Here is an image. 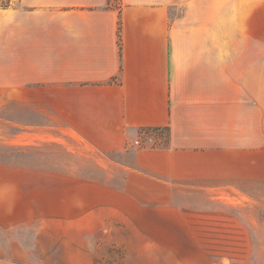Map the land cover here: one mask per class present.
Returning a JSON list of instances; mask_svg holds the SVG:
<instances>
[{
  "label": "crops",
  "instance_id": "1",
  "mask_svg": "<svg viewBox=\"0 0 264 264\" xmlns=\"http://www.w3.org/2000/svg\"><path fill=\"white\" fill-rule=\"evenodd\" d=\"M241 1L9 0L0 86L8 100L47 102L58 133L101 153L166 128L165 147L138 151L131 184L214 190L264 159V43Z\"/></svg>",
  "mask_w": 264,
  "mask_h": 264
},
{
  "label": "rangeland",
  "instance_id": "2",
  "mask_svg": "<svg viewBox=\"0 0 264 264\" xmlns=\"http://www.w3.org/2000/svg\"><path fill=\"white\" fill-rule=\"evenodd\" d=\"M240 3L251 12L249 32L264 43V0ZM8 95L0 86L1 259L264 264L262 153L260 164L235 166L227 180L214 181V190L150 183L136 190L138 151L165 147L166 128L140 130L131 147L101 153L58 133V113L47 102Z\"/></svg>",
  "mask_w": 264,
  "mask_h": 264
},
{
  "label": "trees",
  "instance_id": "3",
  "mask_svg": "<svg viewBox=\"0 0 264 264\" xmlns=\"http://www.w3.org/2000/svg\"><path fill=\"white\" fill-rule=\"evenodd\" d=\"M147 130H150V129H147ZM168 130V129H167ZM169 131V130H168Z\"/></svg>",
  "mask_w": 264,
  "mask_h": 264
}]
</instances>
